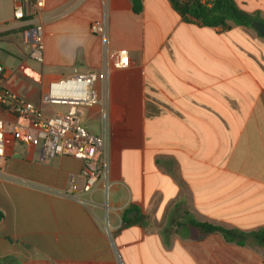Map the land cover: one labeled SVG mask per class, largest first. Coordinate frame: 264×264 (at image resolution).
<instances>
[{"label": "crops", "instance_id": "0c3cea01", "mask_svg": "<svg viewBox=\"0 0 264 264\" xmlns=\"http://www.w3.org/2000/svg\"><path fill=\"white\" fill-rule=\"evenodd\" d=\"M235 2L264 19V0ZM142 3L135 14L130 0H47L39 63L24 37L34 21L16 20L14 0H0L2 87L46 116L67 110L43 103L51 82L76 70L97 74L100 89L105 60L92 22L107 16L109 49L130 59L110 72L106 110L82 116L89 133L109 139L107 194L101 179L76 192L87 204L62 197L72 176L82 185V161L42 162L37 148L9 139L6 171L19 182L0 179V264H264L262 246L185 225L264 229V37L183 18L169 0Z\"/></svg>", "mask_w": 264, "mask_h": 264}, {"label": "built area", "instance_id": "2783aa9c", "mask_svg": "<svg viewBox=\"0 0 264 264\" xmlns=\"http://www.w3.org/2000/svg\"><path fill=\"white\" fill-rule=\"evenodd\" d=\"M213 2L214 0H202L208 7H211ZM46 6L47 0H14L15 19L31 18L34 21V26L25 30L24 37L31 45L30 58L39 63L44 61ZM108 30L107 16L90 25V32L102 42L105 60L103 75L100 77V89L94 90V85L99 81L97 74H80L76 70L69 78L51 82L43 103L67 106L65 112L53 116H46L39 106L4 89L2 80L5 69L0 63V179L19 182L6 171V147L9 139H13L37 148L42 162H48L58 156L82 161V185L79 187L72 176L68 189L57 192L62 197L87 204L76 192L89 194L101 179L105 180L106 194L108 193L110 189L108 136L92 135L82 124V116L87 107L99 104L106 110L111 70L129 66L130 59L126 50L109 49ZM3 114L12 120L4 119ZM103 119L107 128V116Z\"/></svg>", "mask_w": 264, "mask_h": 264}, {"label": "trees", "instance_id": "16d2710c", "mask_svg": "<svg viewBox=\"0 0 264 264\" xmlns=\"http://www.w3.org/2000/svg\"><path fill=\"white\" fill-rule=\"evenodd\" d=\"M132 10L135 14H140L143 11L142 0H130ZM174 10L183 18L191 17L197 22L208 27H223L229 28L231 24L244 25L250 28L254 21L264 23V19L259 16L250 15L238 9L235 0H214L211 7L202 3V0H169ZM131 210H127L123 214L124 226L130 225L133 221L127 219V215ZM3 214L0 212V221ZM196 230L198 236H204L211 233L221 234L225 240L231 243H236L240 246L253 242L264 247V229L255 232H244L237 229H226L210 223L199 222L193 218L188 219L185 224Z\"/></svg>", "mask_w": 264, "mask_h": 264}, {"label": "water", "instance_id": "95a60500", "mask_svg": "<svg viewBox=\"0 0 264 264\" xmlns=\"http://www.w3.org/2000/svg\"><path fill=\"white\" fill-rule=\"evenodd\" d=\"M252 27L261 35L264 37V23L260 21H254L252 23Z\"/></svg>", "mask_w": 264, "mask_h": 264}]
</instances>
